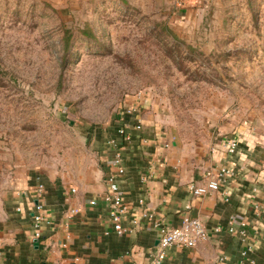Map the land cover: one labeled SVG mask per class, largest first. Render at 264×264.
<instances>
[{
	"label": "rangeland",
	"instance_id": "obj_1",
	"mask_svg": "<svg viewBox=\"0 0 264 264\" xmlns=\"http://www.w3.org/2000/svg\"><path fill=\"white\" fill-rule=\"evenodd\" d=\"M129 102L183 143L264 134V0H0V212L95 183Z\"/></svg>",
	"mask_w": 264,
	"mask_h": 264
},
{
	"label": "crops",
	"instance_id": "obj_2",
	"mask_svg": "<svg viewBox=\"0 0 264 264\" xmlns=\"http://www.w3.org/2000/svg\"><path fill=\"white\" fill-rule=\"evenodd\" d=\"M155 120L144 117L140 131L129 128L132 143L118 146L124 168L119 189L128 206L121 220L123 233L113 229L101 200L104 178L113 170L115 150L109 141L119 139L114 130L108 148L99 152L95 183L47 180L40 197L45 220L38 238L31 225L36 181L29 179L26 189L7 195L0 212V264H150L157 225L178 226L185 216L199 218L208 238L189 248H167L161 264H208L220 257V264L248 258L264 264V134L240 127L232 134L183 143L160 131ZM230 136L238 141L231 154L224 145ZM220 167L229 174L218 190L198 196L189 191L190 182L203 185L205 172ZM91 199L97 203L91 205ZM216 226L221 229L215 231Z\"/></svg>",
	"mask_w": 264,
	"mask_h": 264
},
{
	"label": "built area",
	"instance_id": "obj_3",
	"mask_svg": "<svg viewBox=\"0 0 264 264\" xmlns=\"http://www.w3.org/2000/svg\"><path fill=\"white\" fill-rule=\"evenodd\" d=\"M141 94L137 95V98ZM146 106L136 103H124V106L119 110L116 119L117 124L114 128L115 134L119 139H110L109 144L115 150V154L112 158L113 170L105 176L106 190L101 196V200L107 207L108 218L113 226V229L117 233H123L125 231L122 226V216L127 212V204L124 200V196L119 189V177L124 173L122 165V158L118 151L120 143L129 145L132 143V134L129 130L134 129L140 131L143 125L142 109ZM238 141L235 136L227 137L225 141V148L228 153H234L237 149ZM229 174V170L225 167L217 168L216 170L209 169L205 172L206 182L203 185H196L193 182L188 184V189L193 195H203L208 191L218 190L221 182L225 176ZM71 191H75L74 188H70ZM44 192V184L40 180L36 181V185L31 190L32 199L31 204L33 207L32 213V229L34 238H38L41 234V224L45 220L43 215V205L40 201V197ZM97 199H91L90 204L95 205ZM19 209V208H18ZM77 209H71L70 212H76ZM244 224H242L243 226ZM219 226L215 227V231H219ZM158 238L157 245L153 252V256L150 264H161L166 256V249L171 246L189 248L193 247L198 242L204 241L208 238V231L203 222L197 217L185 216L178 226L168 227L161 224L157 225ZM235 229L230 226L229 232H233ZM223 257H220L214 262L208 264H220ZM63 264V263H59ZM239 264H255L252 258H248L246 262Z\"/></svg>",
	"mask_w": 264,
	"mask_h": 264
},
{
	"label": "water",
	"instance_id": "obj_4",
	"mask_svg": "<svg viewBox=\"0 0 264 264\" xmlns=\"http://www.w3.org/2000/svg\"><path fill=\"white\" fill-rule=\"evenodd\" d=\"M34 244L37 245V240L36 239L34 240Z\"/></svg>",
	"mask_w": 264,
	"mask_h": 264
}]
</instances>
